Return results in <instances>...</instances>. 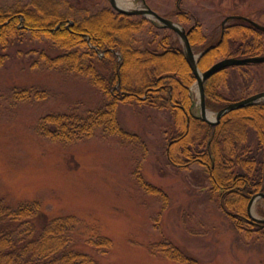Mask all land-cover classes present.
Segmentation results:
<instances>
[{
	"label": "rangeland",
	"instance_id": "obj_1",
	"mask_svg": "<svg viewBox=\"0 0 264 264\" xmlns=\"http://www.w3.org/2000/svg\"><path fill=\"white\" fill-rule=\"evenodd\" d=\"M33 1L0 0V8L23 7ZM57 2L72 21L86 11H114L108 0ZM121 4L127 10L145 4L184 29L199 24L209 44L219 40L230 25L231 20L222 27L227 17H244L264 26V0H122ZM180 11L189 17L188 22L181 21ZM134 21L145 22L134 36L140 49L153 51L156 33L170 35L158 31L160 24L151 19L134 16ZM261 39L264 42V34ZM19 48L44 51L50 57L62 52L45 41ZM16 49L8 52L9 60L0 67L2 203L15 209L37 201L46 219L72 217L77 222L73 249L92 256L98 264H264V238L235 228L211 195L204 169L198 164L188 168L170 164L167 145L173 122L168 111L119 104L118 123L129 138L110 136L101 129L74 143L43 137L36 130L40 118L94 110L104 104V97L86 76L32 67L37 56L19 55ZM225 58L218 57L215 63ZM231 72L229 96L240 94L236 85L243 88L244 97L236 101L264 92V63ZM30 88L45 92V98L15 100L11 96ZM190 97L192 115H198L196 82ZM216 113L209 110L213 119ZM263 207L258 200L252 215L264 219L259 214ZM177 254L185 260H176Z\"/></svg>",
	"mask_w": 264,
	"mask_h": 264
},
{
	"label": "trees",
	"instance_id": "obj_2",
	"mask_svg": "<svg viewBox=\"0 0 264 264\" xmlns=\"http://www.w3.org/2000/svg\"><path fill=\"white\" fill-rule=\"evenodd\" d=\"M60 8L57 0L0 8V67L9 60L8 52L18 47L19 55L37 56L32 67L86 76L103 94L104 104L84 113L72 110L46 115L38 120L37 132L63 143L88 139L97 129L129 138L118 123L119 104L168 111L173 122L167 145L170 164L179 168L200 165L207 174L211 195L235 228L264 238V225L252 221L246 209L251 197L264 193V102L230 111L210 126L192 115L190 89L196 79L174 32L158 27L170 35L156 33L154 50H144L136 47L139 40L134 37L144 21L106 8L96 13L86 11L81 19L72 21ZM178 15L188 22L186 13ZM186 31L194 53L208 49L197 63L201 72L218 57L264 53V33L241 20L231 21L214 44H209L199 24ZM35 41H45L62 52L50 57L44 51L19 48ZM235 68L221 70L204 83L208 110L219 112L244 97L239 85L236 90L240 94H228L233 91L230 81ZM11 96L15 100H42L46 93L30 88L14 91ZM259 214L264 218V207L259 208ZM76 225L72 217L46 219L37 201L15 209L0 201V264H98L92 256L73 249ZM176 257L185 260L178 254Z\"/></svg>",
	"mask_w": 264,
	"mask_h": 264
},
{
	"label": "water",
	"instance_id": "obj_3",
	"mask_svg": "<svg viewBox=\"0 0 264 264\" xmlns=\"http://www.w3.org/2000/svg\"><path fill=\"white\" fill-rule=\"evenodd\" d=\"M111 7L113 8L114 11H116L119 14L127 15V16H143L144 18L151 19L152 21L158 22L160 24V27L164 29H168L172 32H174L177 37L179 38L182 48H183V53L185 56V60L190 67L195 79H196V84L198 87V100H199V114L195 115L196 118L199 120L209 124L210 126L216 125L219 120L221 119L222 116L227 114L230 111L236 110L243 108L248 105H253L261 100H264V92L263 93H258L252 96H249L245 99L239 100L237 102L230 103L228 106L220 110L215 114L214 119H209L207 116L209 115V110L206 107V98H205V91H204V83L212 77L214 74L221 70H225L231 67H241V66H248V65H257V64H262L264 63V55L263 56H254V57H245V58H234V57H229L222 59L215 64H213L210 68H208L206 71L201 72L198 69L197 63L199 59L203 56L204 53L207 52L208 49H205L199 54H195L191 48L189 39H188V31H186L180 24L175 23L161 15H159L157 12L153 11L149 7H147L144 4V8H137V9H132V10H127L124 8H121L117 5V0H108ZM233 21V20H241L252 27H254L256 30L261 31L264 33V26H261L247 18L244 17H239V16H231L227 17L224 19L222 23V27L225 26V24L228 21ZM264 199V193H258L251 197V199L248 202L247 205V214L249 218L257 223L263 224L264 225V219H259L256 218L252 215V210L254 204L260 200Z\"/></svg>",
	"mask_w": 264,
	"mask_h": 264
},
{
	"label": "bare ground",
	"instance_id": "obj_4",
	"mask_svg": "<svg viewBox=\"0 0 264 264\" xmlns=\"http://www.w3.org/2000/svg\"><path fill=\"white\" fill-rule=\"evenodd\" d=\"M122 0H117V5L121 8H125V6L123 4H121ZM209 119H213L212 117H210V115L207 116Z\"/></svg>",
	"mask_w": 264,
	"mask_h": 264
},
{
	"label": "flooded vegetation",
	"instance_id": "obj_5",
	"mask_svg": "<svg viewBox=\"0 0 264 264\" xmlns=\"http://www.w3.org/2000/svg\"><path fill=\"white\" fill-rule=\"evenodd\" d=\"M263 156H264V152H263Z\"/></svg>",
	"mask_w": 264,
	"mask_h": 264
}]
</instances>
